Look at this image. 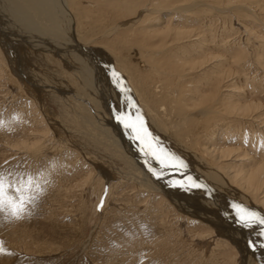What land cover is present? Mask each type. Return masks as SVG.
I'll return each mask as SVG.
<instances>
[{
	"label": "rangeland",
	"instance_id": "374dc122",
	"mask_svg": "<svg viewBox=\"0 0 264 264\" xmlns=\"http://www.w3.org/2000/svg\"><path fill=\"white\" fill-rule=\"evenodd\" d=\"M70 5L82 42L109 54L121 74L115 92L122 96L121 83L133 92L149 125L143 133L132 125L135 148L160 189L140 186L134 158L109 141V114L78 96L88 91L74 70L84 80L85 67L38 48L26 31L1 28L0 171L9 181L33 177L35 201L20 218L0 212V264H264V227L259 235L232 218L237 227L228 206L212 209L194 186L205 180L177 159L223 173L264 213V187L230 178L264 163V0ZM112 95L121 111L125 100ZM217 148L239 151L219 158Z\"/></svg>",
	"mask_w": 264,
	"mask_h": 264
},
{
	"label": "bare ground",
	"instance_id": "6f19581e",
	"mask_svg": "<svg viewBox=\"0 0 264 264\" xmlns=\"http://www.w3.org/2000/svg\"><path fill=\"white\" fill-rule=\"evenodd\" d=\"M69 3L71 4L72 0H0V30L1 28L3 29L5 27L6 28L12 27V29H18V30L21 29L23 30V32L26 31L25 34L29 36L28 41L35 42L38 48L46 52L50 51L51 53L61 56L64 59L66 58V60L73 59L75 62H79L85 67L86 77L84 76L85 77L84 80H83V77L81 78L80 74L77 73V70H74V74L76 75L77 78L82 79V84L85 87L84 89H87L88 91V94L86 96L77 93L78 96L81 95L80 97L84 98L87 101V103L91 105V108L93 109L92 112L96 110L98 111L103 108L102 111L105 110L109 114L108 117L110 119H108L109 120L108 124L109 122L110 124H113V129L116 133V137L114 138L110 137L109 141L114 142L115 145H117L121 150H123L126 157L129 156L131 158H134L135 164L139 166L138 168L141 169L140 171L142 175H144L145 177V180H143V182H140V186L145 189L149 188L151 190L159 191L160 187H157L155 185L157 183L154 184V182L152 181L153 179H151L150 177V173H151L150 168L153 166L150 163L148 164L145 163L143 160V157L139 158V155L137 154V152L139 151L138 149L136 150V148L140 145H138V140L136 141V139L134 138L133 132L135 131L136 133V130L134 131H132L133 129L131 130L133 126L131 128L125 126L126 124L132 123L130 125H136V128H137L139 125L141 128V130L140 129L139 130L140 132H142L145 129L147 130L149 125L147 124V122L145 121L143 117L141 118L140 116L141 114L136 116V114L139 113L136 110H139L140 107L137 104L136 100L134 99L135 97H133V92L131 91V89H129L127 84L121 83L120 85L121 87L118 89V91L122 93L121 95L123 97L120 96L119 93L117 94V92H115L114 86H116V84H114L113 82L114 80H116V77L113 76V72L119 74V80H121V74L119 73V71H117L116 67L114 69L113 67H111L114 62L112 58L109 56V54L107 55L104 52L102 53V51L99 52L96 50L97 48L95 46H91L88 43L82 42L81 37L79 33L77 32L75 17H73V14L70 8L71 5ZM3 14L4 16H7V18L10 17L11 20L8 22L7 18H5ZM0 40L2 41L1 36H0ZM13 40L14 39H12V41ZM103 62H105L106 64L109 63V67H111L109 70L110 72L108 71V73L112 74L110 75L111 76L110 79H108L107 77V72L104 73L102 69L100 68L101 67L100 65ZM109 82L111 83L109 84ZM36 86L38 88L41 87L39 85H36ZM109 89L111 91H109ZM89 93L91 95H89ZM113 93L115 95L114 98L117 99L119 104L120 102L123 103V101L125 100L123 103L124 106L121 105L123 106L121 107L122 109L121 111L119 110L118 112H114L113 104L108 101L109 98L112 99ZM96 105L100 109L99 108L96 109L95 108ZM252 107H253L252 105H244L242 108L243 110H249ZM102 111H101V114H102ZM128 114H129V117H128ZM140 132L138 131L139 135H140ZM235 150H231L229 148H223V149L217 148V149H211V152H214V154L218 156L219 158H224V157L231 156L235 152ZM140 151H143V150H140ZM236 151L238 152L239 150H236ZM237 152H235V154ZM195 158L191 157L190 161H188L183 156L178 157L177 159L180 161L179 162L180 164L184 166L188 165L185 167L187 168L190 167L189 169L193 170L194 172H197V175L200 174L201 178L205 180V182L198 183V185L200 186L199 188L198 187L197 188L198 190H201V193L205 196L206 200L210 201V203L209 202L208 203L210 204V206L213 207L212 209H215L218 206L222 207L221 205H223V207H225L224 205L228 206L226 209H224V211H227L226 215H229V213H232L234 215V216H229L230 220L232 221L233 219L235 220L240 219V216L237 215L238 210L233 206L237 204L242 205L243 208H246L247 210L251 212H255L258 215L264 216V213L261 211V209L258 208V206H256V204L253 203L252 200L248 199L249 196L247 197L246 194L241 193L240 189L234 188L228 181L229 179L225 178V176L222 175L223 173H220L214 168H211L210 165H205L204 162L203 161L201 162L200 159H195ZM150 159L152 158L150 157ZM234 173L235 174L232 175L230 178L234 182L239 183L240 186L248 185L247 186L248 188L255 189L256 184H258L260 188L264 187V163L261 165H258L256 169L248 170L246 172L235 171ZM212 177H214L215 179H212ZM183 179H185L187 182L190 181L191 182L190 185L194 181L192 178H187V177H183ZM209 179H211L212 181L215 180L214 181L215 183L210 182ZM183 184L185 183L183 182ZM185 186H189V185H185ZM226 195L229 196V198ZM237 196L239 198H237ZM205 198L203 199L205 200ZM212 202L214 203V205H211ZM210 208L211 207H209V210ZM243 208L240 209V211H243ZM219 214L221 213L219 212ZM233 222H235V225L237 227L239 226V223L237 224V221H233ZM258 226L264 227V225L253 224L249 228L259 234L261 232L257 230ZM260 230H262V228ZM226 231L228 232V230ZM226 231L225 233H227ZM261 234L264 235V233H261ZM261 237L263 238L262 241H264V236H261ZM251 261L252 260L250 258L246 259V264H250Z\"/></svg>",
	"mask_w": 264,
	"mask_h": 264
},
{
	"label": "snow or ice",
	"instance_id": "6c2138e0",
	"mask_svg": "<svg viewBox=\"0 0 264 264\" xmlns=\"http://www.w3.org/2000/svg\"><path fill=\"white\" fill-rule=\"evenodd\" d=\"M113 76L116 77L114 82L118 84L119 74L113 72ZM126 127L131 128L132 125L126 124ZM139 139V137H137ZM34 178L31 176H19L15 181L8 180V174L0 171V212L7 213L10 217L20 218L26 211L27 205L34 203L35 197L30 195ZM199 187L200 185H194ZM180 187H186L180 185ZM238 211L237 215L240 216L239 222L246 227H251L253 224L264 225V216L258 215L255 212H251L242 205H233ZM243 208V211L240 209ZM253 247L255 244L253 243ZM2 242H0V252H3Z\"/></svg>",
	"mask_w": 264,
	"mask_h": 264
}]
</instances>
